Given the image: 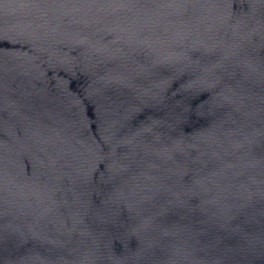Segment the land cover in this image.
<instances>
[{"label":"water","instance_id":"water-1","mask_svg":"<svg viewBox=\"0 0 264 264\" xmlns=\"http://www.w3.org/2000/svg\"><path fill=\"white\" fill-rule=\"evenodd\" d=\"M0 238L264 264V0H0Z\"/></svg>","mask_w":264,"mask_h":264}]
</instances>
